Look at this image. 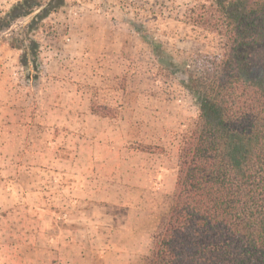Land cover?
Returning <instances> with one entry per match:
<instances>
[{"label":"rangeland","instance_id":"1","mask_svg":"<svg viewBox=\"0 0 264 264\" xmlns=\"http://www.w3.org/2000/svg\"><path fill=\"white\" fill-rule=\"evenodd\" d=\"M207 2L65 0L0 32V264L149 254L198 113L186 71L222 54L189 20Z\"/></svg>","mask_w":264,"mask_h":264},{"label":"trees","instance_id":"2","mask_svg":"<svg viewBox=\"0 0 264 264\" xmlns=\"http://www.w3.org/2000/svg\"><path fill=\"white\" fill-rule=\"evenodd\" d=\"M42 1L15 4L0 32L65 4ZM192 13L190 22L222 38V54H199L186 71L198 113L141 264H264V0H208Z\"/></svg>","mask_w":264,"mask_h":264}]
</instances>
